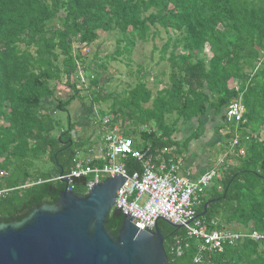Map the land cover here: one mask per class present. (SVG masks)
Segmentation results:
<instances>
[{
	"label": "trees",
	"instance_id": "16d2710c",
	"mask_svg": "<svg viewBox=\"0 0 264 264\" xmlns=\"http://www.w3.org/2000/svg\"><path fill=\"white\" fill-rule=\"evenodd\" d=\"M101 32L119 35L113 60L129 57L139 42L163 33L157 63L165 62L169 73L148 68L155 50L144 65L138 64L131 88L105 97L101 80L107 62L99 58L100 51L88 61L86 52ZM81 71L89 83L85 98ZM152 75L155 85H164L156 92L145 82ZM77 100L85 111L111 100L110 110L98 112L102 120L112 117L106 123L110 132L118 134L119 125L134 149L156 163L178 161L201 135V118L209 110L226 122L228 107L242 103L243 121L238 127L227 125L230 133L220 143L227 149L236 131L240 134L238 145H232L234 156L227 152L224 157L236 164L223 161L197 212L211 230L264 235V0H0V172L7 174L0 188L13 189L0 198V224L20 222L35 207L56 204L68 188L58 178L70 175L89 144L73 135L76 124L68 107ZM194 121L197 129L179 144L181 126ZM216 129L221 132L222 126ZM120 162L130 174L143 170V163L131 156ZM106 163L104 156L89 162L92 168ZM74 191L86 193L83 186ZM123 221L122 214L109 215L113 236ZM158 226L169 264H264L263 241L246 238L222 253L200 252L201 241L190 238L186 229L163 221ZM178 242L182 256L176 252Z\"/></svg>",
	"mask_w": 264,
	"mask_h": 264
},
{
	"label": "water",
	"instance_id": "95a60500",
	"mask_svg": "<svg viewBox=\"0 0 264 264\" xmlns=\"http://www.w3.org/2000/svg\"><path fill=\"white\" fill-rule=\"evenodd\" d=\"M125 180L109 177L87 194L66 189L56 204L35 207L20 222L0 224V264H169L158 223L153 231L141 230L124 216L117 237L108 230L109 215H121L114 206ZM72 183L84 186L86 179ZM213 201L205 204L203 216Z\"/></svg>",
	"mask_w": 264,
	"mask_h": 264
},
{
	"label": "built area",
	"instance_id": "2783aa9c",
	"mask_svg": "<svg viewBox=\"0 0 264 264\" xmlns=\"http://www.w3.org/2000/svg\"><path fill=\"white\" fill-rule=\"evenodd\" d=\"M244 107L240 102L232 103L226 113V118L232 120L241 118ZM104 148V158L107 163L102 168H92L90 160L75 161V167L68 176H60L58 180H69L68 191H74L72 179H86L83 186L87 194L94 184L100 183L102 177H124V185L117 191L114 208L123 216H131L138 223L141 230L147 228L153 231L159 221H168L176 226H183L190 238L200 240L199 251L222 253L226 246L235 245L251 238L263 241L264 235L256 232L251 234L235 233L228 230L209 229L207 222L198 216L197 206L200 198L210 187L211 180L216 175V170H211L203 175L197 182H190L179 176V161L154 162L152 156L134 149V141L119 134H109ZM239 140L234 139L233 146ZM168 150L165 149L164 153ZM131 156L143 163L142 172L130 174L125 165L120 162V157ZM7 176L0 172V181ZM92 180H87L88 177ZM13 189L0 188V198L9 195ZM211 225H216L212 221ZM178 256L183 255V249L177 243ZM201 261L200 253L195 262Z\"/></svg>",
	"mask_w": 264,
	"mask_h": 264
},
{
	"label": "rangeland",
	"instance_id": "374dc122",
	"mask_svg": "<svg viewBox=\"0 0 264 264\" xmlns=\"http://www.w3.org/2000/svg\"><path fill=\"white\" fill-rule=\"evenodd\" d=\"M166 36L162 33L161 37L156 38L155 40H148L145 43L139 42L136 46L134 51L131 53L129 57L127 56H121L119 60H116V58L113 60L112 57H116L115 55V49H116V41L119 38V35L117 34H107L104 32L100 33L99 39L91 45L89 50L86 52L89 53V59H93L94 55L100 51L99 58H101L103 61L106 60L107 62V67L108 71L103 75L102 77V84L106 85V89L104 91L105 97L109 96V93H112L113 91L121 93L122 90H125V88L132 87L134 85L135 78L138 75V69L137 66L138 64L144 65L145 61L148 60V57L151 55L152 52H154V60L153 64H151L152 67L150 68H155L156 70L160 71H167L169 73V69L167 67V64L165 62H161L158 64L160 56H159V50L163 46V43L165 41ZM156 47V48H155ZM75 48H78L77 45H75ZM63 57H61L59 63L62 61ZM158 62V63H157ZM157 63V64H156ZM159 65V66H158ZM144 67V66H143ZM147 68V67H144ZM166 72V73H167ZM81 78V84L79 85L80 89H82V86L84 87V90L81 92V96L85 98L86 95H88L87 87H88V80L87 77L83 74V72H80ZM157 76V75H155ZM145 76L143 77L144 80ZM164 82L167 81V77H164L163 79ZM145 82L147 83V86L149 89H152L153 92H156L157 90L162 89L164 85H155L153 81V75L152 76H146ZM232 85V84H231ZM127 87V88H128ZM134 87V86H133ZM83 98V99H84ZM120 100V99H119ZM92 101L86 100V103L91 104ZM113 102L109 100L105 104H100V105H95L94 107L91 106L87 111L83 109V103L80 102V100L74 101L69 107L68 111L70 114V117L72 121L76 124V131L73 133L75 140L80 141L82 139L87 140L88 145L91 146V148L88 147V145L83 149V151L80 153V159L81 160H89V156L91 152H88V148H98L102 146L103 148L106 147V137L109 135L110 129L108 128V125L110 123V120L112 117H105L104 120L101 119L100 117V110L103 109L105 111L110 110L108 108L109 105H111ZM242 105V103H241ZM149 107V106H147ZM99 112V113H98ZM54 113V111L52 112ZM245 109L244 112H242L241 118L237 120L236 118H233L232 120H229L226 118V122L222 118L221 115L215 117V112L213 110H209L208 113L203 116L202 123L203 126L200 129L201 135L199 136V139L204 136V139L202 142L206 145L212 144V143H217L219 141V137H221V134H225L226 131H229V126L227 125H234L237 126L243 121ZM64 123L63 126H67V115H63ZM109 121V122H108ZM225 122V123H224ZM107 125L105 126V130L102 132V124ZM107 123V124H106ZM223 124V125H222ZM198 123L196 121L186 125V126H181L180 129V135L182 137H188L190 134H192L196 129H197ZM217 126H222L221 132L217 131ZM107 127V128H106ZM116 129L114 130L117 132L119 135H122L119 132V128H121L119 125L115 126ZM211 129L214 130L215 135L211 134ZM218 132V134H216ZM209 133V136L207 134ZM212 135V137L210 136ZM235 138H237L239 141L241 139L240 134L235 133ZM198 139V140H199ZM264 139V138H263ZM234 140L232 141V144L228 146V148H219V150L216 152L215 155V165L218 162V165L215 167L213 166V170H216V175L213 177L211 180V183L219 176L218 169L223 166V161L228 162V163H233L229 161L230 158H227V160H224L225 155L228 152V155L231 156V158L234 156V147L233 145ZM197 144L200 145V142ZM225 151V152H224ZM227 156V157H229ZM222 157V158H221ZM220 159V160H219ZM219 160V161H218ZM236 164V162H234ZM216 181V180H215ZM214 181V182H215ZM76 186V185H75ZM80 190L81 188L78 187ZM232 232H237V231H232Z\"/></svg>",
	"mask_w": 264,
	"mask_h": 264
},
{
	"label": "crops",
	"instance_id": "0c3cea01",
	"mask_svg": "<svg viewBox=\"0 0 264 264\" xmlns=\"http://www.w3.org/2000/svg\"><path fill=\"white\" fill-rule=\"evenodd\" d=\"M211 134L213 136L215 135L214 130L211 129ZM230 133V131H226V133L223 135L221 134L219 137V141L217 143L212 144H204L202 140L204 139V136H202L199 140L194 139L191 142H189L188 147L185 149V153L182 154V156L179 157V176L182 178L189 180L190 182H197L203 175H205L207 172L215 169L213 166L215 165V155L216 152L221 147L220 144L222 142H226L225 137ZM209 136V133L207 134ZM212 137V135H210ZM225 136V137H224ZM177 141L179 144L182 140H184L187 137H182L180 134L176 135ZM200 142V145L197 144ZM224 142V143H225ZM183 150V149H182ZM91 154L89 156V160L91 159H99L104 154V148L102 146L98 148H92L90 150ZM222 158V157H221ZM220 160V159H219ZM218 160V161H219Z\"/></svg>",
	"mask_w": 264,
	"mask_h": 264
},
{
	"label": "bare ground",
	"instance_id": "6f19581e",
	"mask_svg": "<svg viewBox=\"0 0 264 264\" xmlns=\"http://www.w3.org/2000/svg\"><path fill=\"white\" fill-rule=\"evenodd\" d=\"M229 108V107H228ZM227 113V112H226Z\"/></svg>",
	"mask_w": 264,
	"mask_h": 264
}]
</instances>
